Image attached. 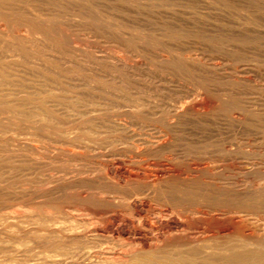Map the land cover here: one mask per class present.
I'll return each instance as SVG.
<instances>
[{
    "label": "rangeland",
    "instance_id": "obj_1",
    "mask_svg": "<svg viewBox=\"0 0 264 264\" xmlns=\"http://www.w3.org/2000/svg\"><path fill=\"white\" fill-rule=\"evenodd\" d=\"M3 1L5 2V4L3 3ZM147 1L149 2L147 3ZM113 4L115 7H113ZM130 5L132 8H130ZM68 7L70 8V10ZM0 8H1L0 9V30L2 31L5 30L4 32H6V34L8 33L9 36L12 34L11 37H8L7 35H4V37H0V41L1 42L3 41L4 43L3 44L0 42V45H1L0 46V67H1L0 73H2V76L0 74V77H2L0 78V81H1L0 82V88H1L0 98L2 96V98L0 99V109H2V111H0V114H4V111H5V114L8 115V116L0 115V117L2 116V119L0 118L1 119L0 126L4 123L3 127L1 126L0 128L1 132H3V133L0 132V137L2 138V140L0 138V143H1L0 145L3 146V147L0 146V151H1L0 154H2V152L6 150L7 152H9V153L6 152L5 154L3 152L4 156H2L3 154L0 155L1 156L0 157V160H1L0 168H2L0 169L1 170L0 179L2 178L0 181V186H1L0 191H2L3 188L5 187L4 191L0 192L1 196H3V197L0 196V207L2 206L0 208V212H1L0 213V222H1L0 225L2 226L3 223H4L3 227L4 226L7 227L8 225H10V227L8 226L7 229L5 227L3 228L0 226V233H1L0 234L1 235L0 236V239H1L0 240V250L1 251L3 250L2 252L0 251V255H1L0 258L4 257V258L15 259V260L25 259L27 261H29V259L30 260L33 259L32 260L33 263L41 262V259L39 258L40 253H38L40 251L39 249L41 248H38L39 247V244L37 243L38 241L33 240L35 238H33L32 233L29 234L30 229L32 230L31 226H35L34 225L35 223L33 222L38 217L37 216L38 212L41 213V215L43 214L42 216H44L46 214L43 212L49 211V213L51 214H54V215L57 214V219L59 222L60 220H62L61 219L62 217L64 218V220H62V223H65V222L69 223L71 220L70 216L73 214L79 213L77 216L76 215H73V216L75 217L85 216L84 218L86 217L89 218V216H91V211L93 209H97V208L101 209L102 207L103 208L109 207L110 204L108 203L109 204L108 205L107 202H102L98 200L96 198L97 197L96 194L90 195V197L84 198L83 196L90 192L89 189L86 190L84 187H80L81 188L80 189L79 187L76 186L78 184L77 180L79 178L83 177L85 179V177L86 178L94 177V176L96 177L98 175L100 177L104 175L105 173L104 171L103 173L102 171H100V169L97 168V166H94L98 164L96 163L97 161L99 160L103 161L104 159L106 160V162H111L112 160H114L112 162H114V166H117V168H120L122 166L120 168L122 169L124 166L130 170L133 169L132 170L133 172L138 171L139 173H142L143 171H145L143 170V168H146L145 164L151 161L157 162L162 165L165 162L172 161L171 163L174 165L175 168L177 167L178 169L180 168L182 170H186V168L188 169L189 164L195 166V164L199 165L204 162H207V163L210 162V164L212 165H216V164L221 165V167L223 168V171L220 174L219 173L217 174L221 176H216L215 174L212 178H209V180L210 179L211 180H210V183H208L207 185L205 184V182H202V179L207 180L208 177H204V178L201 177L200 179H198L200 180V182L196 181L195 184H193L194 186L191 185L192 187L182 186L177 180L176 181L179 184L175 182L174 178H173L174 180L172 178L169 179V182L173 180V182L171 181V183H174V184L170 183V185L167 187L168 192H166L165 195L168 197H174V198L176 197L175 199H178L180 196V198L178 199L179 201L177 202L180 203L181 205L183 204L182 206L184 207H194L197 205L198 206L205 205L213 209L219 210L220 208V210L225 211L227 214V217H225V220L224 219L222 220L224 221V223L226 222L227 227H230L229 226L231 225L230 222H232V226H235L238 224L243 227L245 226L247 230L250 229L251 231L256 232V229L258 226L259 227L264 226V197H263L264 196V17H263L264 16V0H257V2L256 0H139V1L138 0H123V1L122 0H37V1L36 0H29V1L28 0H0ZM27 18H30V19L27 20ZM19 19L22 21H20ZM42 25H44L45 27ZM104 28L105 29L107 28V29L105 30ZM57 30L60 31V33ZM13 31H14V34H13ZM19 31L21 32V35ZM42 32L45 35H43ZM17 33L18 35H15ZM5 36H7L8 38H5ZM25 36H27L26 39H24ZM11 39L12 41L14 40L13 42H15V44L13 42L12 43L10 42ZM29 39L31 40L29 41ZM37 40L38 42H36L37 43L36 44L35 41ZM24 41L26 42L24 43ZM63 41H66L69 44V46H71L72 49L71 50L67 49ZM2 44L4 45L3 47H2ZM5 44L7 45V47L5 46ZM17 44L19 48H17L18 47ZM20 45H21V48H24L25 50L20 49ZM42 46L44 48H42ZM4 47H6L7 49H5ZM12 48L14 49V52ZM8 49L10 50L7 52ZM19 50H20L21 55H19L20 53H18ZM67 50L71 53H68ZM4 52L6 54H4ZM38 52H39L38 56H35L37 55L36 53ZM116 56L117 58L120 57L122 62H118L116 60L117 59ZM105 57L107 59H105ZM162 60H165V61H162ZM88 63H89V66L86 65ZM115 63L119 65H116ZM122 64H125V65L122 66ZM129 64L132 66V68H130L131 66ZM2 65H4V67H2ZM94 65H97V66H94ZM5 67H7V69L4 71H1L3 70V68L5 69ZM6 73L7 74L10 73L9 74L10 76L7 75ZM129 73L132 75H130ZM5 76L7 80L3 78ZM5 82L7 84H5ZM1 84L3 86H1ZM42 89L45 91H43ZM4 91L6 93H4ZM10 92L11 93L13 92V94L14 93L15 94L11 95ZM4 95L5 96L7 95L6 96L7 98L4 97ZM8 97L10 98L12 97V98L10 99ZM48 97H50V99ZM33 98H36V99L34 100ZM25 99L31 102V104L27 103L28 101H26ZM8 100L14 101V102L12 101L8 102L9 105H11L12 107L8 105L7 103ZM16 100H20V101L25 100V103L24 101L20 102ZM144 100L146 102H143ZM11 102L14 105L11 104ZM18 102L22 104L18 105L17 104ZM186 102L189 104H187ZM181 104L183 105L187 104V105L193 106L191 110L186 111V112L184 111L185 113L184 112L182 113L183 117L181 116V114H179L180 116L176 115L177 111L180 112L181 110V107H180L182 106ZM20 105H22L23 107ZM47 105L48 106L50 105V107H48ZM19 106L20 108H18ZM64 106L66 107V109ZM24 107L25 109H23ZM27 108L28 109L30 108L32 111H28V113L25 115L29 114L32 116V118L30 117L29 119H27V116H26L25 121L27 122L28 120L29 123L31 122L30 123L31 125L28 122L26 123L24 120L22 121V119H24L22 117L25 116L23 112L26 113L28 110ZM18 109L19 111L21 110L20 112H22V114L17 111ZM41 109L45 111L43 112L41 111ZM9 110L12 111V113L9 112ZM15 110L16 112L20 114L15 113ZM34 111L35 113H33ZM31 112L33 115L30 114ZM37 112L41 114H38ZM45 112L48 114L45 117L46 120L44 119L43 116H40L39 118V115H45ZM14 113L15 115L16 114L18 115L15 116ZM36 114H38V116ZM68 115L70 116L72 115V116L70 117ZM174 115H176V117ZM56 116L58 118H56ZM104 116H106V118ZM108 116L110 119L107 118ZM9 117H12V119H9ZM51 117L52 118L54 117L55 119L54 118L53 119L55 121L57 119V121L56 122L53 121ZM42 118L44 119L46 124L45 122L43 123ZM49 118L52 121L49 120ZM3 119L5 120L3 121ZM104 119H107V120H104ZM111 119H113V121L119 120L118 122L122 120L120 123L121 124L124 123V125H126V129L128 128L130 130L131 128L130 131H128L127 129V131L130 132L128 133L129 135L124 133L123 130L120 131V128L119 129L115 128L111 122L112 121ZM10 120L16 121L17 123L13 121H11L13 122L12 124L5 123ZM33 120L34 121L37 120V122H35L36 124L34 123ZM58 121H61V122L58 123ZM126 123H128L130 126ZM44 125H46V127ZM9 126L12 128L11 130ZM41 126H42V129H41ZM43 127L45 128V130H43L44 129ZM171 127L172 129L175 130L174 132L175 135L173 134V136L169 138V139L174 138L173 140L171 139L173 143L170 144L171 146L169 145L170 148H166L167 150L166 149L165 151L162 150L164 153L160 151L158 152L159 154L157 155L153 154L154 156H152V154L142 155L143 158H138V160L143 159L142 162L140 160L139 163L134 162V161L132 163V161L128 159L132 157L131 156L132 153H129L130 155L129 156L127 152V156L124 155L125 156L124 158H122L123 157L122 154H120L121 156L118 154V153H121L120 149L127 148V145H128L127 142H129L127 140L128 136L131 137V135L134 136L136 134V136L138 135L139 137H142L146 135L147 133L148 135L150 134L154 136L156 135V133L158 134V131L166 130L167 128H171ZM60 128L61 130H59ZM63 128H65V130L67 131L63 130ZM5 129L8 131H6ZM47 129L49 130L46 131ZM51 129H54V130L52 131ZM16 130H17V133H16ZM72 130H74V132ZM118 130L120 132H118ZM43 131H45L46 133ZM49 131L51 132L52 135L49 134L50 133ZM61 131H63L62 132L63 134L61 133ZM47 132L49 134L48 137L46 136L48 135ZM52 132H54L55 135ZM67 132H69L68 135L65 134ZM122 132H123V137H121ZM4 133H6L7 135ZM38 133H40L41 137L38 135ZM113 134H115V136H113ZM116 134L119 135V138L117 137L118 135ZM11 135L13 137L10 138L9 136ZM72 135L75 137H73ZM2 136H4V138ZM7 136H8V139H7ZM80 136H83V138H80ZM114 137L117 140L111 139ZM123 138L126 139L127 142ZM131 138H128V139L131 141L138 139V137H136V139L135 137L133 139ZM3 139L8 140V144H6L7 141ZM10 139L12 141L14 140L13 144ZM69 139L73 141H77L75 145L76 147L74 146V144L69 145V142H68ZM121 139L124 143L126 142L127 144L122 143V141H120ZM113 140L114 142H112ZM1 141H3V143L5 142L4 143L5 145ZM115 141H118V142H115ZM20 142L21 144L17 146V144ZM66 142H68V145L71 148H73L76 151L82 152V155L84 154L82 156L84 159H81L84 161V163L80 159L77 160V162L73 161L71 162V164H68V165H61L60 163H55V165H52L51 167H49V170H48V167L38 168L35 165L30 166L32 165V163L29 160L22 159L24 156L23 150L24 152L28 150L27 152L29 153L30 152L29 149L33 148L32 146L36 145V146L45 148L46 147L45 145L48 144L47 148H51L53 147V144H54L55 146L62 145L63 147L64 146L63 144H65ZM32 143H34V145ZM79 143L81 145L83 143L82 145L83 147L80 146ZM89 143H92V144H89ZM113 143H115V145ZM117 143L119 144V146L117 145ZM24 144L25 146H23ZM26 144H29L31 147L26 146ZM6 145L8 146L10 145V146L7 148ZM21 145L24 148L21 147ZM68 145L66 143L65 147H68ZM78 145H79V149H78ZM1 147L4 150H2ZM17 147L20 150V152H18L16 155ZM104 147H107V148H104ZM26 148H29V149H26ZM90 148L91 149L94 148V150H91ZM13 150L15 153L12 152L10 154V151H13ZM108 150L109 152H106ZM110 151L112 152L110 153ZM168 152H170L171 154ZM13 154L16 155L17 157L12 156ZM86 155H89V157ZM116 155H117V158H116ZM147 155H150V156L148 157ZM5 157H10L12 160H10V158L4 159ZM14 157H16L15 160L17 159L18 162L17 160L16 161L13 160ZM120 157L121 159L127 160V161H125V163L120 164L118 166L116 165V163H117V160L119 161ZM20 158L22 160H20ZM166 158H171L172 160L167 161ZM144 159L146 160L144 161ZM7 160H10V162ZM3 161H5L4 162L5 164L1 163ZM21 161H27V162L24 163ZM28 161L30 164L28 163ZM85 161L86 162L88 161V162L86 163ZM19 162H21V164ZM7 163L10 165H8ZM80 163L83 164L84 166L81 165ZM129 163L132 164V166L131 165L128 166ZM3 164L5 167L8 166V169L9 171H11V173H8L7 167L6 169L4 168V166L2 167ZM24 164L26 167L23 166ZM19 165H22V166H19ZM69 165L71 167H69ZM17 166H19L21 169H19V167L17 168ZM11 167L13 169H11ZM33 167L34 169H38V171L34 170ZM54 167L55 168L57 167L56 169H58V171L54 170L55 169ZM93 167H94V170H92ZM31 168L33 171L31 170ZM136 168H140V169L136 170ZM81 169L84 170V172L79 173L78 170H81ZM50 170H52V172H49ZM86 170L90 172H87ZM98 170L101 173H99ZM2 171H4L5 173ZM34 171H37V172H34ZM92 171L95 173L91 174L93 173ZM64 173L68 174V176H65ZM127 173L128 172H124V175H127ZM44 174H46L48 179L46 178ZM86 174L88 176H86ZM89 175H92V176H89ZM21 176L23 179L21 178ZM49 176H51L50 178H53V180H56V181L59 179L57 181L58 183L56 181L55 183L52 180L53 184L51 185L54 186L55 188L51 186L52 188L51 189L50 187L47 186V184L43 183L45 179L46 181L51 180ZM63 176L65 178H63ZM99 177L98 178L96 177V178L100 179ZM40 178L41 180L43 179L42 183H40L41 181ZM73 179L74 181H72ZM212 179L216 181L214 182ZM18 181L20 182V184H18L19 183ZM61 181H64L65 183L64 182L61 183ZM68 182L70 183L75 182L76 187H74L73 184H70ZM216 183H217V186H216ZM6 184H8V186ZM208 185L210 186L213 185V186L210 187ZM11 186H12V189L14 188L13 190L11 189ZM198 186H200V188ZM6 187L10 188L11 192L7 191ZM20 188L23 191H21ZM33 188L35 189L34 191H33ZM36 189H39V191L37 192ZM55 189H58V190H56L55 192ZM14 190H15V194L13 193ZM18 190H19L20 195H17L19 194L17 192ZM45 190L47 191L50 190L51 192L48 191L49 194L44 195V193H47V191ZM5 191L7 192L5 193ZM57 191L60 192L59 193L60 196L58 195ZM222 191H225V192H223L222 194ZM23 192H24V195H23ZM41 192H43L42 193L43 195L41 194ZM53 192L56 194H54ZM8 193H11L13 196ZM28 194L30 195V197ZM34 194H36L37 196ZM6 195H10L12 196V198ZM14 195L16 196L14 197ZM110 196L112 197V195ZM113 197H115L117 200L122 199L120 196L116 197V195L115 196L113 195ZM181 197L183 201H181ZM3 198H5V200ZM13 198H16V199H13ZM22 198H24V200ZM187 198L189 199L187 200ZM2 199L5 202L8 199L7 203L12 202V207H9L11 206V203L9 205L8 204L5 205L4 202L1 203ZM77 199L80 201H78ZM30 200L31 201L34 200L35 203L32 201L33 203L32 204ZM42 200H45V203ZM46 200L47 201L50 200V202L54 200V202L49 203L51 207L50 205L46 206V203H48ZM74 200L76 202H74ZM186 200L188 203L186 202ZM190 200H193V201H190ZM57 202H60V203H57ZM119 202H120V205L116 207L117 211L121 215L127 217L128 211L123 209L124 206H122L124 205L125 200L124 199L122 201L118 200V203ZM210 203L213 205L211 206ZM44 204L47 209L45 208ZM52 204H55V205L57 204V206L55 207ZM165 204L166 203L164 202L163 199L161 200L159 198L158 200L152 199V202H150V205H148V207L146 208L148 209L152 208L151 209L152 211V210L157 209V207L158 208L164 207ZM189 204L190 205L192 204L193 206L192 205L190 206ZM27 205H30V206H27ZM86 207L87 208L89 207L91 211L89 210V208L88 210H86L87 209ZM48 208H50V210ZM121 208L122 210L120 211ZM34 209H38V210L36 211ZM6 212L7 213L9 212V213L7 214ZM32 213L36 215L32 216L34 215ZM59 213L62 215H60ZM21 215L23 216L25 220L24 224L19 223V221L14 220L15 216L16 218L19 217L20 219H23ZM25 217L27 219H25ZM65 218H67L68 222L65 220ZM226 218H227V221H226ZM30 219H32L31 220L32 224H31ZM13 220L18 224V226L15 225L16 224L15 222L13 223ZM36 220L38 221V219ZM218 220L219 219L215 218L214 223H213V219L211 222L213 224L222 222L221 220L219 221ZM233 220L237 224H235ZM238 220H239V223H238ZM9 221L10 222L12 221L11 222L12 227ZM27 222L28 224L29 223L30 224L29 225L26 224ZM7 223L8 225H6ZM23 225L24 227H22ZM26 225L28 227L30 225L31 226L28 228ZM19 228L21 229V232L23 233L20 232ZM16 229H18L19 231H17ZM26 232L28 233L26 234ZM20 236L21 238H24L26 236L29 243H26L24 241L23 243H21L20 240H18ZM101 237L99 238L106 239V238H103V236ZM235 237L231 236V238H233L231 241H235V239H237ZM11 238L12 239L15 238V239L12 240ZM117 238H115V241H113L114 239L110 240L109 238L108 240L106 239L107 241L98 240L101 243L98 241L97 242L99 245L101 244L100 245L101 247L99 246L101 250L103 251L105 250L106 252L111 247L119 248L122 244L129 241L128 238H123V237H117ZM227 238H228L227 240L230 241L231 238L229 236H227ZM10 241L11 243H9ZM36 245H38V247H36ZM12 246L14 247L16 246L15 249L19 247L20 248L19 251L12 248ZM22 249L26 251V253L22 251ZM262 249L264 250V247ZM263 250H260V254L262 255H260L261 257H259V255L257 256V258L255 259L256 262H254L255 264H264V260H263L264 251ZM12 251L14 252L16 251L15 252L16 255ZM31 251L32 252L36 251V252L32 253ZM226 251L224 252L225 254L224 253L222 254L223 257L225 256L223 260L221 258V262H224V264L231 262V261H228L229 256L233 255L230 259L237 258L234 251H230V250H226ZM228 252H230L231 254H229ZM10 253H12L15 258L13 257V255L9 257L11 255ZM17 253H20V254L18 255ZM29 253H31V255L33 256L29 255ZM226 253L227 255H229L228 257ZM243 253H244L243 255L245 256L246 255L249 256L250 254L251 256H249V258L253 256L249 252L248 253L243 252ZM26 254L27 256L29 255V257L30 256L31 257L30 258L28 257L29 259L25 258L27 257ZM240 254L242 253L240 252ZM23 255H25L24 258H23ZM225 258L226 259L228 258V260H226ZM258 258H260L261 261ZM36 259H38V262ZM32 261L31 262L29 261V262L32 263ZM46 264H50V263H48L47 261ZM233 264H236V261H234Z\"/></svg>",
    "mask_w": 264,
    "mask_h": 264
},
{
    "label": "bare ground",
    "instance_id": "obj_2",
    "mask_svg": "<svg viewBox=\"0 0 264 264\" xmlns=\"http://www.w3.org/2000/svg\"><path fill=\"white\" fill-rule=\"evenodd\" d=\"M29 1V0H28ZM37 1V0H36ZM123 1V0H122ZM139 1V0H138ZM22 2V1H21ZM55 2V1H54ZM59 2V1H58ZM57 2V3H58ZM121 2V1H120ZM133 2V1H132ZM149 1H147V3H148ZM204 2V1H203ZM256 2H257V0H256ZM3 3L5 4V2L3 1ZM23 3V2H22ZM28 3V2H27ZM43 3V2H42ZM100 3V2H99ZM118 3V2H117ZM117 3H116V5H117ZM125 3V2H124ZM155 3V2H154ZM153 3V4H154ZM247 3V2H246ZM7 4V3H6ZM56 4V3H55ZM59 4V3H58ZM68 4V3H67ZM72 4V3H71ZM85 4H86V2H85ZM142 4V3H141ZM161 4V3H160ZM165 4V3H164ZM17 5V4H16ZM28 5V4H27ZM78 5V4H77ZM80 5V4H79ZM89 5V4H88ZM93 5V4H92ZM135 5V4H134ZM144 5V4H143ZM29 6V5H28ZM27 6V7H28ZM47 6V5H46ZM68 6V5H67ZM73 6V5H72ZM101 6H103V5H101ZM120 6V5H119ZM141 6V5H140ZM139 6V7H140ZM148 6V5H147ZM189 6V5H188ZM238 6V5H237ZM12 7V6H11ZM20 7V6H19ZM23 7V6H22ZM21 7V8H22ZM51 7V6H50ZM113 7H115L114 6V4H113ZM123 7V6H122ZM136 7V6H135ZM151 7V6H150ZM153 7V6H152ZM53 8V7H52ZM54 8H56V7H54ZM69 8V7H68ZM68 8H67V10H68ZM120 8V7H119ZM130 8H132L131 7V5H130ZM148 8V7H147ZM154 8V7H153ZM157 8V7H156ZM201 8V7H200ZM1 9V8H0ZM7 9V8H6ZM16 9V8H15ZM57 9H58V7H57ZM123 9V8H122ZM146 9V8H145ZM241 9V8H240ZM12 10H13V8H12ZM12 10H10V11H12ZM69 10H70V8H69ZM88 10V9H87ZM117 10V9H116ZM131 10V9H130ZM135 10V9H134ZM134 10H132V11H134ZM139 10V9H138ZM181 10V9H180ZM227 10V9H226ZM229 10V9H228ZM26 11V10H25ZM41 11V10H40ZM73 11V10H72ZM81 11V10H80ZM98 11V10H97ZM104 11V10H103ZM183 11V10H182ZM179 12V11H178ZM24 13V12H23ZM27 13V12H26ZM176 13V12H175ZM241 13V12H240ZM35 14V13H34ZM82 14V13H81ZM96 14V13H95ZM141 14V13H140ZM12 15H14V14H12ZM20 15V14H19ZM44 16V15H43ZM54 16V15H53ZM63 16V15H62ZM113 16V15H112ZM15 17V16H14ZM20 17V16H19ZM30 17H31V15H30ZM36 17V16H35ZM70 17V16H69ZM175 17V16H174ZM190 17V16H189ZM264 17V16H263ZM22 18V17H21ZM105 18V17H104ZM219 18V17H218ZM13 19H15V18H13ZM30 18H27V20H29ZM36 19V18H35ZM34 19V20H35ZM106 19V18H105ZM128 19H129V17H128ZM136 19V18H135ZM5 20V19H4ZM20 20V19H19ZM40 20V19H39ZM7 21V20H6ZM20 21H22V20H20ZM67 21V20H66ZM107 21V20H106ZM217 21V20H216ZM42 22H44V21H42ZM47 22V21H46ZM60 22V21H59ZM8 23V22H7ZM26 23V22H25ZM33 23V22H32ZM71 23V22H70ZM107 23V22H106ZM162 23V22H161ZM207 23V22H206ZM53 24V23H52ZM76 24V23H75ZM108 24V23H107ZM117 24V23H116ZM6 25H8V24H6ZM79 25V24H78ZM129 25V24H128ZM42 26H44V25H42ZM69 26V25H68ZM110 26V25H109ZM8 27V26H7ZM12 27V26H11ZM10 27V28H11ZM45 27V26H44ZM83 27V26H82ZM9 28V27H8ZM47 28V27H46ZM2 29V28H1ZM4 29V28H3ZM12 29V28H11ZM19 29V28H18ZM48 29V28H47ZM99 29V28H98ZM105 29V28H104ZM107 29V28H106ZM105 29V30H106ZM232 29V28H231ZM25 30V29H24ZM55 30V29H54ZM58 30H60V29H58ZM57 30V31H58ZM86 30V29H85ZM117 30V29H116ZM238 30H239V28H238ZM5 31V30H4ZM4 31H2V30H0V37H4V35H7L8 37H11V35L9 36V34L7 33L6 34V32H4ZM6 31H8V30H6ZM16 31V30H15ZM50 31V30H49ZM112 31V30H111ZM244 31V30H243ZM20 32V31H19ZM31 32V31H30ZM59 33H60V31H58ZM29 33V32H28ZM37 33V32H36ZM43 33V32H42ZM51 33V32H50ZM58 33V34H59ZM13 34H14V31H13ZM114 34V33H113ZM15 35H18V33L17 34H15ZM15 35H14V37H15ZM20 35H21V32H20ZM19 35V36H20ZM23 35V34H22ZM43 35H45L44 33H43ZM255 35V34H254ZM7 36H5V38H8ZM26 37L27 36H25V38L24 39H26ZM31 37V36H30ZM38 37V36H37ZM40 37V36H39ZM61 37H63V36H61ZM70 37V36H69ZM253 37V36H252ZM255 37V36H254ZM21 38H23V37H21ZM36 38V37H35ZM71 39V38H70ZM133 39V38H132ZM136 39V38H135ZM149 39V38H148ZM172 39V38H171ZM31 39H29V41H30ZM33 40V39H32ZM58 40V39H57ZM146 40V39H145ZM153 40V39H152ZM14 41V40H13ZM12 41V39L10 40V42L12 43L13 42ZM29 41H28V43H29ZM42 41V40H41ZM1 42V41H0ZM26 41H24V43H25ZM36 42H38V40L37 41H35V43ZM52 42V41H51ZM64 42V45H66V47H67V49H69V50H71L72 48H71V46H69V44L66 42V41H63ZM71 42V41H70ZM165 42V41H164ZM213 42V41H212ZM1 43H3V41L1 42ZM14 44H15V42H13ZM19 43V42H18ZM35 43H34V45H35ZM204 43V42H203ZM4 44V43H3ZM2 44V47L4 46ZM31 44H32V42H31ZM37 44V43H36ZM39 44V43H38ZM40 45V44H39ZM49 45V44H48ZM154 45V44H153ZM1 46V45H0ZM5 46L7 47V45L5 44ZM17 46H18V44H17ZM151 46V45H150ZM1 47V48H2ZM6 47H4L5 49H7ZM16 47V46H15ZM79 47V46H78ZM252 47V46H251ZM10 48V47H9ZM17 48H19V46L17 47ZM26 48V47H25ZM42 48H44L43 46H42ZM144 48V47H143ZM20 49H24V48H21V45H20ZM38 49V48H37ZM46 49V48H45ZM62 49V48H61ZM2 50H4V49H2ZM10 49H8L7 50V52L9 51ZM12 50H13V52H14V49L12 48ZM18 50V49H17ZM25 50V49H24ZM31 50V49H30ZM29 50V51H30ZM41 50V49H40ZM44 50V49H43ZM58 50H59V48H58ZM68 51V50H67ZM66 51V52H67ZM75 51V50H74ZM36 52V51H35ZM53 52V51H52ZM193 52V51H192ZM15 53H17V52H15ZM18 53H20V50H19V52ZM34 53V52H33ZM68 53H71V52H69L68 51ZM144 53V52H143ZM148 53V52H147ZM245 53V52H244ZM4 54H6L5 52H4ZM28 54V53H27ZM37 55H35V56H38V54H39V52L38 53H36ZM60 54V53H59ZM18 55V54H17ZM16 55V56H17ZM19 55H21V53L19 54ZM58 55V54H57ZM110 55V54H109ZM155 55V54H154ZM1 56H3V55H1ZM5 56V55H4ZM30 56H32V55H30ZM121 56V55H120ZM6 57V56H5ZM13 57V56H12ZM48 57V56H47ZM52 57V56H51ZM86 57V56H85ZM143 57V56H142ZM151 57V56H150ZM161 57V56H160ZM22 58V57H21ZM32 58H34V57H32ZM59 58V57H58ZM70 58V57H69ZM99 58V57H98ZM115 58V57H114ZM116 58H117V56H116ZM115 58V59H116ZM175 58V57H174ZM233 58V57H232ZM9 59V58H8ZM23 59V58H22ZM51 59V58H50ZM105 59H107L106 57H105ZM115 59H114V61H115ZM157 59V58H156ZM169 59V58H168ZM173 59V58H172ZM5 60V59H4ZM7 60V59H6ZM35 60V59H34ZM92 60V59H91ZM118 62H122L121 61V58L119 57V58H117L116 59ZM166 60V59H165ZM165 60H162V61H165ZM13 61V60H12ZM104 61V60H103ZM113 61V62H114ZM117 61H116V63H117ZM123 61H125V60H123ZM139 61V60H138ZM178 61V60H177ZM108 62V61H107ZM110 62V61H109ZM142 62V61H141ZM85 63H87V62H85ZM90 63V62H89ZM89 63L88 64H86V65H88L89 66ZM115 63V64H116ZM123 63H125V62H123ZM181 63V62H180ZM60 64V63H59ZM127 64V63H126ZM156 64V63H155ZM179 64V63H178ZM190 64V63H189ZM11 65V64H10ZM75 65V64H74ZM116 65H119V64H116ZM116 65H114V66H116ZM121 65V64H120ZM123 65H125V64H122V66ZM130 65V64H129ZM211 65H213V64H211ZM6 66V65H5ZM94 66H97V65H94ZM128 66V65H127ZM131 66V65H130ZM134 66V65H133ZM168 66V65H167ZM182 66V65H181ZM2 67H4V65H2ZM43 67V66H42ZM126 67V66H125ZM137 67V66H136ZM140 67H142V66H140ZM1 68V67H0ZM91 68V67H90ZM94 68V67H93ZM130 68H132V66L130 67ZM206 68V67H205ZM7 69V67H5V69L3 68V70H1V71H4V70H6ZM12 69V68H11ZM26 69V68H25ZM183 69V68H182ZM190 69V68H189ZM17 70V69H16ZM181 70V69H180ZM197 70V69H196ZM14 71V70H13ZM23 71V70H22ZM49 71V70H48ZM104 71V70H103ZM164 71V70H163ZM184 71H185V69H184ZM199 71V70H198ZM208 71V70H207ZM230 71V70H229ZM247 71V70H246ZM20 72V71H19ZM25 72V71H24ZM35 72V71H34ZM69 72V71H68ZM139 72V71H138ZM137 72V73H138ZM141 72V71H140ZM180 72V71H179ZM4 73V72H3ZM7 73H8V71H7ZM6 73V74H7ZM37 73V72H36ZM182 73V72H181ZM237 73V72H236ZM1 74V76H2V73H0ZM10 74V73H9ZM9 74H7V75H9ZM28 74V73H27ZM51 74V73H50ZM130 74V73H129ZM176 74V73H175ZM195 74V73H194ZM4 75V74H3ZM13 75V74H12ZM56 75V74H55ZM62 75V74H61ZM99 75V74H98ZM130 75H132V74H130ZM151 75V74H150ZM157 75V74H156ZM10 76V75H9ZM8 76V77H9ZM75 76V75H74ZM101 76V75H100ZM142 76V75H141ZM162 76V75H161ZM168 76V75H167ZM214 76V75H213ZM223 76V75H222ZM148 77V76H147ZM212 77V76H211ZM221 77V76H220ZM224 77V76H223ZM0 78H2V77H0ZM3 78H5V80H7L6 79V76L5 77H3ZM22 78H23V76H22ZM44 78V77H43ZM102 78V77H101ZM137 78V77H136ZM145 79V78H144ZM184 79V78H183ZM205 79V78H204ZM239 79V78H238ZM15 80V79H14ZM47 80V79H46ZM56 80V79H55ZM70 80V79H69ZM123 80V79H122ZM150 80V79H149ZM221 80V79H220ZM3 81V80H2ZM35 81V80H34ZM53 81V80H52ZM74 81V80H73ZM109 81H111V80H109ZM167 81V80H166ZM192 81V80H191ZM212 81V80H211ZM222 81V80H221ZM1 82V81H0ZM4 82V81H3ZM7 82V81H6ZM5 82V84H7ZM8 82H9V80H8ZM15 82V81H14ZM42 82V81H41ZM48 82H49V80H48ZM57 82V81H56ZM105 82V81H104ZM141 82V81H140ZM244 82V81H243ZM206 83V82H205ZM3 84V83H2ZM1 84V86H3ZM11 84V83H10ZM24 84V83H23ZM57 84V83H56ZM63 84V83H62ZM91 84V83H90ZM140 84V83H139ZM143 84V83H142ZM21 85V84H20ZM88 85V84H87ZM110 85V84H109ZM125 85V84H124ZM128 85V84H127ZM179 85V84H178ZM19 86V85H18ZM32 86H33V84H32ZM40 86H41V84H40ZM56 86V85H55ZM54 86V87H55ZM197 86V85H196ZM47 87V86H46ZM77 87V86H76ZM4 88V87H3ZM2 88V89H3ZM32 88V87H31ZM53 88V87H52ZM102 88V87H101ZM24 89V88H23ZM27 89V88H26ZM51 89V88H50ZM104 89V88H103ZM116 89V88H115ZM126 89V88H125ZM43 90V89H42ZM47 90V89H46ZM62 90V89H61ZM102 90V89H101ZM213 90V89H212ZM231 90V89H230ZM0 91H1V88H0ZM3 91V90H2ZM34 91V90H33ZM43 91H45V90H43ZM113 91H115V90H113ZM9 92V91H8ZM16 92V91H15ZM25 92V91H24ZM41 92V91H40ZM46 92H48V91H46ZM118 92V91H117ZM1 93V92H0ZM4 93H6L5 91H4ZM18 93V92H17ZM20 93V92H19ZM22 93H23V91H22ZM43 93V92H42ZM41 93V94H42ZM108 93V92H107ZM116 93V92H115ZM169 93H170V91H169ZM175 93V92H174ZM10 94L11 95H14L13 94V92L11 93L10 92ZM38 94V93H37ZM40 94V93H39ZM85 94V93H84ZM83 94V95H84ZM139 94V93H138ZM184 94V93H183ZM8 95V94H7ZM6 95V96H7ZM24 95V94H23ZM94 95V94H93ZM5 95H4V97H6ZM9 96V95H8ZM16 96V95H15ZM14 96V97H15ZM44 96V95H43ZM46 96V95H45ZM172 96V95H171ZM186 96V95H185ZM13 97V96H12ZM11 97V98H12ZM54 97V96H53ZM207 97V96H206ZM1 98H2V96H1ZM0 98V99H1ZM7 98V97H6ZM8 98H10V97H8ZM10 98V99H11ZM19 98H21V97H19ZM18 98V99H19ZM32 98V97H31ZM39 98H41V97H39ZM46 98V97H45ZM49 99H50V97H48ZM61 98V97H60ZM70 98V97H69ZM97 98V97H96ZM102 98V97H101ZM119 98V97H118ZM123 98V97H122ZM126 98V97H125ZM34 100L36 99V98H33ZM2 100H4V99H2ZM5 100H7V99H5ZM26 100V99H25ZM25 100H23L24 101V103H25ZM107 100V99H106ZM126 100V99H125ZM142 100V99H141ZM154 100V99H153ZM177 100V99H176ZM187 100V99H186ZM226 100V99H225ZM10 101H12V100H10ZM9 100L7 101V103L8 102H10ZM16 101H20V100H16ZM15 101V102H16ZM23 101H20V102H23ZM26 101H28V100H26ZM46 101V100H45ZM48 101V100H47ZM127 101V100H126ZM216 101V100H215ZM6 102V101H5ZM12 102H14V101H12ZM11 102V104H13ZM20 102H18L17 104L19 105V104H22V103H20ZM40 102V101H39ZM49 102V101H48ZM47 102V103H48ZM51 102H52V100H51ZM59 102V101H58ZM130 102V101H129ZM143 102H146L145 100L143 101ZM143 102H142V104H143ZM185 102V101H184ZM3 103H4V101H3ZM3 103H1V104H3ZM6 103V104H7ZM23 103V104H24ZM27 103H30L31 104V102H27ZM37 103H38V101H37ZM101 103V102H100ZM134 103V102H133ZM187 103V102H186ZM16 104V103H15ZM32 104H33V102H32ZM52 104V103H51ZM83 104V103H82ZM104 104V103H103ZM108 104V103H107ZM187 104H189V103H187ZM183 105V104H181L182 106H180L181 107V110H180V112H178L177 111V116H180L179 114H181V116H182V113L185 111H189V110H191L192 109V107L193 106H191L192 105V103H191V105ZM194 104V103H193ZM217 104V103H216ZM5 105V104H4ZM8 105H9V103H8ZM14 105V104H13ZM29 105V104H28ZM37 105V104H36ZM65 105V104H64ZM86 105V104H85ZM131 105V104H130ZM9 106H11V105H9ZM20 106H22V105H20ZM20 106L18 107V108H20ZM25 106V105H24ZM48 106V105H47ZM61 106V105H60ZM66 106V105H65ZM64 106V107H65ZM71 106V105H70ZM96 106V105H95ZM110 106V105H109ZM136 106V105H135ZM138 106V105H137ZM141 106V105H140ZM171 106V105H170ZM2 107H4V106H2ZM12 107V106H11ZM15 107V106H14ZM23 107V106H22ZM21 107V108H22ZM32 107H34V106H32ZM48 107H50V105L48 106ZM84 107V106H83ZM157 107H158V105H157ZM195 107V106H194ZM9 108V107H8ZM7 108V109H8ZM116 108V107H115ZM122 108V107H121ZM140 108V107H139ZM167 108V107H166ZM178 108V107H177ZM176 108V109H177ZM211 108V107H210ZM5 109V108H4ZM3 109V110H4ZM10 109V108H9ZM11 109H13V108H11ZM23 109H25V107L23 108ZM28 109V108H27ZM26 109V110H27ZM30 109V108H29ZM27 110V112L26 113H24L23 112V114L25 115V114H27L28 113V111H32L31 109L30 110ZM37 109V108H36ZM40 109V108H39ZM38 109V110H39ZM45 109H47V108H45ZM54 109V108H53ZM52 109V110H53ZM65 109H66V107H65ZM90 109V108H89ZM93 109V108H92ZM127 109V108H126ZM6 110V109H5ZM25 110V111H26ZM72 110H73V108H72ZM71 110V111H72ZM98 110V109H97ZM135 110V109H134ZM175 110V109H174ZM212 110V109H211ZM0 111H2V109H0ZM18 112H20L19 111V109L17 110ZM23 111V110H22ZM41 111H43L42 109H41ZM45 111V110H44ZM43 111V112H44ZM49 111V110H48ZM63 111V110H62ZM76 111V110H75ZM100 111V110H99ZM9 112H11L12 113V111H10L9 110ZM18 112H16V110H15V113H18ZM39 112V111H38ZM37 112V113H38ZM50 112V111H49ZM65 112V111H64ZM90 112V111H89ZM142 112V111H141ZM174 112H176V111H174ZM184 112V113H185ZM7 113H8V111H7ZM15 113H14V115H15ZM21 114H22V112H20ZM20 113H18V114H20ZM33 113H35V111L33 112ZM75 113V112H74ZM96 113V112H95ZM211 113V112H210ZM18 114H16V115H18ZM30 114H32V112L30 113ZM38 114H41V113H38ZM38 114H36L37 116H38ZM50 114V113H49ZM69 114V113H68ZM88 114V113H87ZM90 114V113H89ZM164 114V113H163ZM214 114V113H213ZM238 114V113H237ZM0 115H6V116H8L7 114H5V111H4V114H0ZM15 115V116H16ZM23 115V116H24ZM33 115V114H32ZM35 115V116H36ZM46 115H48L46 112H45V115H39V118H40V116H43L44 117V119H45V117H46ZM52 115V114H51ZM74 115H76V114H74ZM81 115V114H80ZM98 115V114H97ZM114 115V114H113ZM136 115V114H135ZM153 115H155V114H153ZM176 115H174L175 117H176ZM202 115H204V114H202ZM11 116V115H10ZM27 116V119H29L30 117L32 118V116L31 115H25L24 117H22V118H24V119H22V121L24 120L25 121V117ZM29 116V117H28ZM53 116V115H52ZM68 116H70V115H68ZM72 116V115H71ZM70 116V117H71ZM87 116V115H86ZM111 116V115H110ZM199 116V115H198ZM208 116V115H207ZM234 116V115H233ZM250 116V115H249ZM4 117V116H3ZM105 118H106V116H104ZM173 117V116H172ZM183 117V116H182ZM238 117V116H237ZM1 119H2V116L0 117ZM15 118V117H14ZM19 118V117H18ZM21 118V117H20ZM35 118V117H34ZM38 118V119H39ZM48 118V117H47ZM52 118V117H51ZM54 118V117H53ZM52 118V120L53 121H55L54 119ZM56 118H58L57 116H56ZM107 118H109V116L107 117ZM112 118V117H111ZM116 118V117H115ZM139 118H141V117H139ZM169 118V117H168ZM210 118H212V117H210ZM231 118V117H230ZM0 119V120H1ZM9 119H12V117H9ZM37 119V120H38ZM43 119V118H42ZM44 119H43V123L45 122L44 121ZM73 119H75V118H73ZM72 119V120H73ZM102 119H103V117H102ZM110 119V118H109ZM182 119V118H181ZM208 119H209V117H208ZM5 119H3V121H4ZM37 120H33L34 121V123L35 122H37ZM46 120V119H45ZM49 120H51L50 118H49ZM51 120V121H52ZM71 120V119H70ZM104 120H107V119H104ZM112 121V124H113V126L115 127V128H120V131H122L123 130V132L124 133H126V134H128V133H130V132H128V131H130L131 130V128H130V130L128 129V131H127V129H126V125H124V123L123 124H121L120 122L122 121H120V122H118L117 120H115V121H113V119H111ZM126 120V119H125ZM136 120V119H135ZM177 120V119H176ZM207 120V119H206ZM213 120V119H212ZM11 121H13V120H10V121H7V122H5V123H7V124H12L13 122H15V123H17L16 121H13V122H11ZM18 121H20V120H18ZM56 121H57V119H56ZM55 121V122H56ZM74 121V120H73ZM72 121V122H73ZM76 121V120H75ZM83 121V120H82ZM98 121V120H97ZM143 121H145V120H143ZM211 121V120H210ZM26 122V121H25ZM27 122H28V120H27ZM26 122V123H27ZM59 122H61V121H58V123ZM100 122H101V120H100ZM108 122H110V121H108ZM135 122V121H134ZM204 122V121H203ZM0 123H1V121H0ZM14 123V124H15ZM29 123V122H28ZM31 123V122H30ZM29 123V124H30ZM33 123V124H34ZM42 123V124H43ZM64 123V122H63ZM78 123V122H77ZM170 123V122H169ZM207 123V122H206ZM4 124V123H3ZM3 124L1 125L2 127H3ZM36 124V123H35ZM38 124V123H37ZM45 124H46V122H45ZM65 124V123H64ZM73 124V123H72ZM91 124V123H90ZM126 124H128V123H126ZM178 124V123H177ZM18 125V124H17ZM31 125V124H30ZM29 125V126H30ZM57 125V124H56ZM76 125V124H75ZM102 125V124H101ZM109 125V124H108ZM129 125V124H128ZM131 125H132V123H131ZM169 125H171V124H169ZM176 125V124H175ZM219 125V124H218ZM1 126H0V128H1ZM6 126V125H5ZM11 126V125H10ZM9 126V127H10ZM12 126H14V125H12ZM27 126V125H26ZM36 126V125H35ZM38 126V125H37ZM45 127H46V125H44ZM82 126V125H81ZM80 126V127H81ZM112 126V125H111ZM112 126V127H113ZM130 126V125H129ZM18 127V126H17ZM16 127V128H17ZM20 127V126H19ZM22 127V126H21ZM40 127V126H39ZM66 127V126H65ZM98 127H100V126H98ZM103 127V126H102ZM101 127V128H102ZM173 127H175V126H173ZM222 127V126H221ZM5 128V127H4ZM23 128H24V126H23ZM27 128V127H26ZM25 128V129H26ZM29 128V127H28ZM44 128V127H43ZM50 128V127H49ZM71 128V127H70ZM88 128V127H87ZM100 128V129H101ZM134 128V127H133ZM166 128V127H165ZM3 129V128H2ZM7 129H9V128H7ZM12 128L10 127V130H11ZM15 129V128H14ZM22 129V128H21ZM31 129V128H30ZM41 129H42V126H41ZM40 129V130H41ZM67 129H69V128H67ZM76 129V128H75ZM104 129H105V127H104ZM114 129V128H113ZM4 130V129H3ZM6 130V129H5ZM20 130V129H19ZM37 130H39V129H37ZM43 130H45V128L43 129ZM49 129H47L46 131H48ZM52 131L54 130V129H51ZM57 130V129H56ZM59 130H61V128L59 129ZM63 130H65V128H63ZM80 130V129H79ZM83 130V129H82ZM115 130V129H114ZM150 130V129H149ZM6 131H8V130H6ZM13 131V130H12ZM27 131V130H26ZM42 131V130H41ZM65 131H67V130H65ZM64 131V132H65ZM69 131V130H68ZM73 132H74V130H72ZM90 131V130H89ZM92 131V130H91ZM108 131V130H107ZM110 131V130H109ZM119 130H118V132H120ZM135 131V130H134ZM208 131V130H207ZM0 132H1V130H0ZM14 132V131H13ZM32 132V131H31ZM38 132H40V131H38ZM43 132H45V131H43ZM50 132V131H49ZM56 132H58V131H56ZM63 131H61V133H62ZM70 132V131H69ZM69 132H67V133H65L66 135H68L69 134ZM96 132V131H95ZM104 132V131H103ZM123 132H122V136L121 137H123ZM131 132H133V131H131ZM174 132H175V130L174 129H172V127L171 128H167L166 130H161V131H158V134L156 133V135H148V133L146 134V135H144V136H142V137H139L138 135L136 136V134L133 136V135H131V137L130 136H128L127 137V140L130 142L131 140H129L128 138H131V139H133L134 137H135V139H136V137H138V139H136V140H134V141H131L130 143L129 142H127L126 141V139H124L127 143H128V145H127V148L126 149H120V148H118V149H120L121 150V153H118L119 155L120 154H122L123 155V157L122 158H124L125 156L124 155H126L127 156V152H128V155H129V153H132L131 154V158H128L129 160H131L132 161V163H133V161L134 162H137V163H139L140 162V160H138V158H143L142 157V155H146V154H152V156H154L153 154H159L158 152H160V151H162V150H164L165 151V149L166 148H170L169 147V145L170 144H172L173 142H172V140L174 139H169L170 137H172L173 136V134H174ZM181 132V131H180ZM186 132V131H185ZM211 132V131H210ZM213 132V131H212ZM1 133H3V132H1ZM9 133V132H8ZM16 133H17V130H16ZM20 133V132H19ZM23 133V132H22ZM35 133V132H34ZM46 133V132H45ZM53 134H54V132H52ZM60 133V132H59ZM71 133V132H70ZM106 133V132H105ZM113 133H115V132H113ZM117 133V132H116ZM135 133V132H134ZM134 133H132V134H134ZM139 133H140V131H139ZM138 133V134H139ZM205 133V132H204ZM209 133V132H208ZM4 134H6V133H4ZM11 134H13V133H11ZM36 134H37V132H36ZM47 134H48V132H47ZM49 134H51V132L49 133ZM49 134L48 135H46L47 137L49 136ZM63 134V133H62ZM76 134H78V133H76ZM90 134V133H89ZM98 134V133H97ZM104 134V133H103ZM145 134V133H144ZM194 134V133H193ZM206 134H207V132H206ZM1 135H3V134H1ZM7 135V134H6ZM34 135V134H33ZM38 135L40 136V133H38ZM52 135V134H51ZM55 135V134H54ZM78 135H80V134H78ZM78 135H76V136H78ZM92 135H93V133H92ZM99 135V134H98ZM97 135V136H98ZM116 135H118V134H116ZM175 135V134H174ZM189 135V134H188ZM202 135V134H201ZM215 135V134H214ZM218 135V134H217ZM30 136V135H29ZM37 136V135H36ZM38 136V137H39ZM43 136V135H42ZM45 136V135H44ZM57 136V135H56ZM73 136V135H72ZM113 136H115V134H113ZM125 136V135H124ZM141 136V135H140ZM208 136V135H207ZM210 136V135H209ZM3 138H4V136H2ZM6 137V136H5ZM10 138L11 137H13L12 135L11 136H9ZM34 137V136H33ZM41 137V136H40ZM73 137H75V136H73ZM99 137V136H98ZM112 137V136H111ZM118 138H119V135L117 136ZM197 137V136H196ZM1 138V137H0ZM50 138V137H49ZM56 138V137H55ZM80 138H83V136H80ZM79 138V139H80ZM105 138V137H104ZM180 138V137H179ZM7 139H8V136H7ZM13 139V138H12ZM47 139V138H46ZM51 139V138H50ZM59 139H61V138H59ZM111 139H115V140H117L115 137L114 138H111ZM200 139H201V137H200ZM1 140H2V138H1ZM3 140H6V139H3ZM11 140V139H10ZM30 140V139H29ZM48 140V139H47ZM46 140V141H47ZM57 140V139H56ZM63 140V139H62ZM66 140V139H65ZM82 140H84V139H82ZM81 140V141H82ZM86 140H88V139H86ZM7 141V143L6 144H8V140H6ZM12 141V140H11ZM14 141V140H13ZM13 141H12V144H13ZM22 141V140H21ZM54 141V140H53ZM103 141V140H102ZM119 141V140H118ZM118 141H115V142H118ZM120 141H122V139L120 140ZM195 141V140H194ZM2 143H3V141H1ZM25 142V141H24ZM40 142V141H39ZM57 142V141H56ZM64 142V141H63ZM68 142H69V145H73L74 144V146L76 145V142L77 141H73V140H68ZM68 142H66L67 143V145H68ZM91 142V141H90ZM112 142H114V140L112 141ZM111 142V143H112ZM125 142V143H126ZM176 142V141H175ZM5 143V142H4ZM3 143V144H4ZM41 143H42V141H41ZM52 143V142H51ZM65 143V144H66ZM71 143V144H70ZM81 143V142H80ZM79 143V144H80ZM87 143V142H86ZM104 143V142H103ZM102 143V144H103ZM122 143H124L123 141H122ZM124 143V144H125ZM126 143V144H127ZM204 143V142H203ZM215 143V142H214ZM1 144V143H0ZM11 144V145H12ZM15 144V143H14ZM19 144H21V142L20 143H18L17 144V146L19 145ZM23 144V143H22ZM33 145H34V143H32ZM31 144V145H32ZM63 144V143H62ZM65 144H63L64 146L62 147V145L60 146H55L54 144H53V147H51V148H47L48 146V144H44L46 147L45 148H43V147H40V146H32L33 148H26V149H29V153L27 152H24V150H23V153H24V156H23V160H29L31 163H32V165H30V166H33V165H35L36 167H38V168H44V167H48V170H49V167H51L52 165H55V163H60L61 165H68V164H71V162H73V161H76L77 162V160H81V159H84L82 156L84 155H82V152H79V151H76V150H74L73 148H71L69 145H68V147H65ZM89 144H92V143H89ZM98 144V143H97ZM114 145H115V143H113ZM112 144V145H113ZM5 145V144H4ZM40 145V144H39ZM51 145V144H50ZM82 145H83V143H82ZM81 144H80V146H82ZM117 145L119 146V144L117 143ZM193 145V144H192ZM0 146H2V145H0ZM7 146V148L10 146H8V145H6ZM5 146V147H6ZM23 146H25V144L23 145ZM22 145H21V147H23ZM26 146H30L29 144H26ZM90 146V145H89ZM99 146V145H98ZM101 146V145H100ZM124 146V145H123ZM171 146V145H170ZM173 146V145H172ZM213 146V145H212ZM3 147V146H2ZM1 147V148H2ZM15 147V146H14ZM31 147V146H30ZM70 147V148H69ZM76 147V146H75ZM83 147V146H82ZM81 147V148H82ZM84 147H85V145H84ZM115 147H117V146H115ZM11 148H12V146H11ZM19 148H20V146H19ZM24 148V147H23ZM22 148V149H23ZM87 148V147H86ZM101 148V147H100ZM104 148H107V147H104ZM114 148V147H113ZM46 149V150H45ZM78 149H79V145H78ZM91 149V148H90ZM109 149V148H108ZM175 149V148H174ZM173 149V150H174ZM2 150H4L3 148H2ZM12 150V149H11ZM19 149H18V147H17V149H16V155H17V153L18 152H20V150L18 151ZM45 150V151H44ZM91 150H94V148L93 149H91ZM115 150H117V149H115ZM167 150V149H166ZM9 151V150H8ZM22 151V150H21ZM87 151V150H86ZM88 151H89V149H88ZM96 151V150H95ZM101 151V150H100ZM169 151V150H168ZM181 151V150H180ZM4 152V154L7 152V150L6 151H3ZM3 152H2V154H3ZM12 152H14V150L13 151H10V154L12 153ZM98 152V151H97ZM103 152V151H102ZM102 152H101V154H102ZM104 152H105V150H104ZM106 152H109V150L108 151H106ZM112 151H110V153H111ZM163 152V151H162ZM173 152H175V151H173ZM0 153H1V151H0ZM7 153H9V152H7ZM15 153V152H14ZM26 153V154H25ZM90 153V152H89ZM114 153V152H113ZM117 153H115V154H117ZM164 153V152H163ZM168 153H170V152H168ZM2 154H0V155H2ZM4 154L2 155V156H4ZM161 154V153H160ZM171 154V153H170ZM7 155V154H6ZM9 155V154H8ZM16 155H12V156H16ZM19 155V154H18ZM23 155V154H22ZM21 155V156H22ZM103 155H105V154H103ZM150 155H147L148 157L150 156ZM169 155V154H168ZM207 155V154H206ZM20 156V157H21ZM86 156H88L89 157V155H86ZM100 156V155H99ZM111 156V155H110ZM121 156V155H120ZM130 156V155H129ZM1 157V156H0ZM17 157V156H16ZM16 157H14V159L13 160H15V158ZM115 157V156H114ZM145 157V156H144ZM8 159V158H10V157H5L4 159ZM107 158V157H106ZM109 158V157H108ZM116 158H117V155H116ZM127 158V157H126ZM125 158V159H126ZM147 158V157H146ZM154 158V157H153ZM156 158V157H155ZM211 158V157H210ZM2 159V158H1ZM18 159H19V157H18ZM21 158H20V160H22ZM86 159V158H85ZM110 159V158H109ZM119 159V158H118ZM120 159H121V157H120ZM119 159V161L117 160V163H116V165H120V164H123V163H125V161H127V160H123V159H121L120 160ZM150 159V158H149ZM167 159V161L169 160V161H171L172 159L171 158H166ZM186 159V158H185ZM201 159V158H200ZM218 159V158H217ZM10 160H12L11 158H10ZM10 160H7V161H9L10 162ZM17 160V159H16ZM15 160V161H16ZM96 160V159H95ZM94 160V161H95ZM116 160V159H115ZM143 160V159H142ZM142 160H141V162H142ZM146 159H144V161H145ZM151 160V159H150ZM153 160V159H152ZM160 160V159H159ZM158 160V161H159ZM207 160H208V158H207ZM214 160V159H213ZM1 161V160H0ZM29 161H28V163H29ZM83 163H84V161L83 160H81ZM80 161V162H81ZM97 161V160H96ZM110 161V160H109ZM112 161H114V160H112ZM106 162V160L104 159L103 161H97L96 163H98L97 165H94V166H97V168L98 169H100V171H104L103 173H104V175H102V176H100L99 177V175L98 176H96L97 178L99 177L100 179H97L95 176V178L94 177H85V179L82 177V178H79L78 180H77V182H78V184L76 185V183L75 182H73V183H70V182H68V183H70V184H73L74 185V187H84L86 190L87 189H89V193H87L86 195H84L83 197L84 198H86V197H90V195H95L96 194V198L98 199V200H100V201H102V202H107V204L109 203L110 204V206L109 207H105V208H101V209H99V208H97V209H93L92 211H91V209L89 208V210L91 211V216H89V218L88 217H86V218H84L85 216L84 215H82V216H84V217H75V216H73V215H78L79 213H77V214H73V215H69L70 217H71V220H70V222L69 223H66L65 221H63V222H65V223H62V220H64V218H62L61 217V219L62 220H60V222L58 221V219H57V214L56 215H54V214H51V213H49V211H46V212H43V213H45L46 215H44V216H42L41 215V213H37V218L36 219H38V221L35 219V221L33 222V223H35L34 225L35 226H31L32 227V230L30 229V231H29V234H31L32 233V236H33V238H35V239H33V240H36V241H38L37 243L39 244V247H38V245H36V247H38V248H41V249H39L40 251L38 252V253H40L39 254V258L41 259V262H38V259H36L37 260V262L38 263H33V259L32 260H30L29 258L31 257V256H33V255H31V253H29V255H31L30 257H29V255L27 256V254H26V256L27 257H25V255H23V258L25 257V258H28L29 259V261L31 262L32 261V263H30L29 261H27V260H25V259H20V260H18L17 258V260H15V259H10V258H0V264H43V263H47V261H48V263H50V264H224V262H221V258H222V260H223V258L225 257H223L222 256V254L226 251V250H230V251H234V253L236 254V256H237V258L236 259H230L232 256H229V255H227V253H226V255H227V257L229 258V260H228V258L226 259V260H228V261H233L232 262V264L234 263V261H236V264H252V263H254V262H256L255 261V259L257 258V256L259 255V257H261L260 255H262V254H260V250H263L262 248L264 247V226H262V227H259L258 225V227H257V229H256V232L255 231H251L250 229L249 230H247L246 228H245V226L243 227V226H240V225H238L237 223H235V221H234V223L235 224H237V225H235V226H232V222H230L231 223V225H229L230 227H227V224H226V222L224 223V221H222L223 219L225 220V217H227V214H226V212L225 211H223V210H220V208H219V210L218 209H213V208H210V207H208V206H202V205H197V206H194V207H184V206H182L180 203H178L177 201H179L178 199L180 198V196H179V198H178V196H177V198L178 199H175L174 197H168V196H166L165 195V193L166 192H168V186L170 185V183H171V181L173 182V180L175 179V182H179L182 186H190V187H192L191 185H193V184H195V182L196 181H199L200 182V180H198V179H200L201 177H208V179L207 180H204V179H202V182H205V184L207 185L208 183H210V180H209V178H212L215 174H216V176H221V175H217L218 173L220 174L222 171H223V168L221 167V165H212V164H210V162L209 163H207V162H204V163H202V164H195V166L194 165H190L189 164V168L187 169L186 168V170H182V169H178L177 167L175 168L174 167V165L171 163V162H165L163 165L162 164H159V163H157V162H148V163H146L145 164V167L146 168H143V170H145V171H143L142 173H139L138 171H132V170H130V169H128V168H126V167H124L123 166V168L122 169H120V168H117V166H114V162ZM154 161V160H153ZM181 161H183V160H181ZM186 161V160H185ZM187 161H188V159H187ZM204 161V160H203ZM220 161V160H219ZM223 161V160H222ZM5 161H3V162H1V163H4ZM17 162H18V160H17ZM21 162H27V161H21ZM21 162H19L20 164H21ZM86 162V161H85ZM88 162V161H87ZM86 162V163H87ZM116 162V161H115ZM130 162V161H129ZM161 162V161H160ZM224 162V161H223ZM92 163H94V162H92ZM131 163V162H130ZM129 163V165L128 166H132V164H130ZM187 163H189V162H187ZM214 163V162H213ZM217 163V162H216ZM5 164V163H4ZM4 164L2 165V167L4 166ZM8 164V163H7ZM16 164V163H15ZM14 164V165H15ZM27 164V163H26ZM30 164V163H29ZM81 164V163H80ZM79 164V165H80ZM90 164V163H89ZM215 164V163H214ZM1 165V164H0ZM8 165H10V164H8ZM12 165V164H11ZM17 165V164H16ZM15 165V166H16ZM75 165V164H74ZM81 165H83V164H81ZM91 165V164H90ZM126 165V164H125ZM187 165V164H186ZM19 166H22V165H19ZM19 166H17V168L19 167ZM23 166H25V164L23 165ZM29 166V167H30ZM77 166V165H76ZM84 166V165H83ZM138 166V165H137ZM136 166V167H137ZM7 167V169H8V166H6ZM6 167L4 166V168L6 169ZM26 167V166H25ZM29 167H27V168H29ZM35 167V168H36ZM69 167H71L70 165H69ZM91 167V166H90ZM3 168V169H4ZM10 168V167H9ZM15 168V167H14ZM26 168V169H27ZM55 168V167H54ZM57 168V167H56ZM54 169V170H57L58 171V169ZM87 168V167H86ZM134 168V167H133ZM226 168V167H225ZM0 169H2V168H0ZM11 169H13L12 167H11ZM10 169V170H11ZM19 169H21L20 167H19ZM23 169H24V167H23ZM33 169H34V167H33ZM51 169V168H50ZM138 169H140V168H136V170H138ZM31 170H32V168H31ZM34 170H37L38 171V169H34ZM46 170V169H45ZM47 170V171H48ZM92 170H94V167H93V169ZM142 170V169H141ZM1 171V170H0ZM8 171V173H11V171H9V169L7 170ZM33 171V170H32ZM37 171H34V172H37ZM59 171H60V169H59ZM72 171V170H71ZM71 171H69V172H71ZM74 171V170H73ZM87 171V170H86ZM99 171V170H98ZM99 171V173H101ZM227 171V170H226ZM2 172H4V171H2ZM1 172V173H2ZM12 172H14V171H12ZM45 172V171H44ZM49 172H52V170H50ZM48 172V173H49ZM63 172V171H62ZM77 172V171H76ZM78 172L79 173H81V172H84V170H78ZM77 172V173H78ZM87 172H90V171H87ZM93 172V171H92ZM124 172H128L127 173V175H124ZM141 172V171H140ZM5 173V172H4ZM41 173V172H40ZM47 173V174H48ZM54 173V172H53ZM95 172H93V173H91V174H94ZM226 173V172H225ZM241 173V172H240ZM50 174V173H49ZM55 174V173H54ZM59 174V173H58ZM58 174H56V175H58ZM65 174V173H64ZM71 174V173H70ZM89 174V173H88ZM1 175H3V174H1ZM19 175V174H18ZM33 175V174H32ZM40 175V174H39ZM45 176H46V174H44ZM44 175H43V177H44ZM11 176H12V174H11ZM17 176V175H16ZM34 176V175H33ZM52 176V175H51ZM51 176H49V178L51 177ZM65 176H68V174H65ZM74 176V175H73ZM86 176H88L87 174H86ZM89 176H92V175H89ZM215 176V177H216ZM224 176V175H223ZM226 176V175H225ZM1 177V176H0ZM3 177V176H2ZM8 177V176H7ZM57 177V176H56ZM56 177H54V178H56ZM60 177V176H59ZM76 177V176H75ZM80 177H81V175H80ZM9 178V177H8ZM12 178V177H11ZM10 178V179H11ZM14 178V177H13ZM21 178H22V176H21ZM34 178V177H33ZM46 178H47V176H46ZM63 178H65L64 176H63ZM72 178H74V177H72ZM78 178V177H77ZM77 178H75V179H77ZM173 179V180H171L170 182H169V179ZM2 179V178H1ZM1 179H0V181H1ZM4 179V178H3ZM23 179V178H22ZM29 179V178H28ZM48 179V178H47ZM51 180H47L46 181V179H45V181L43 182L44 184H47V186L48 187H50L51 188V184H53L52 183V180H53V178H50ZM215 179H217V178H215ZM8 180V179H7ZM13 180V179H12ZM40 180H41V178H40ZM59 180V179H58ZM57 180V181H58ZM67 180V179H66ZM177 180V181H176ZM209 180V181H208ZM213 180V179H212ZM224 180V179H223ZM23 181V180H22ZM21 181V182H22ZM42 181H43V179L40 181V183H42ZM54 182L56 181V180H53ZM56 181V182H57ZM70 181V180H69ZM72 181H74V179L72 180ZM76 181V180H75ZM208 181V182H207ZM214 181V180H213ZM216 181V180H215ZM214 181V182H215ZM19 182V181H18ZM46 182V183H45ZM55 182V183H56ZM62 182H64V181H61V183ZM177 182V183H178ZM17 183V182H16ZM58 183V182H57ZM65 183V182H64ZM75 183V184H74ZM176 183V184H177ZM178 183V184H179ZM3 184V183H2ZM5 184V183H4ZM18 184H20V182L18 183ZM67 184V183H66ZM171 184H174V183H171ZM200 184V183H199ZM198 184V185H199ZM230 184V183H229ZM7 186H8V184H6ZM11 185V184H10ZM9 185V186H10ZM37 185V184H36ZM57 185V184H56ZM61 185V184H60ZM68 185V184H67ZM73 185H71V186H73ZM76 185V186H75ZM197 185V184H196ZM5 186V185H4ZM13 186V185H12ZM12 186H11V189H12ZM18 186V185H17ZM21 186V185H20ZM66 186V185H65ZM194 186V185H193ZM208 186H210V185H208ZM213 186V185H212ZM212 186H210V187H212ZM216 186H217V183H216ZM1 187V186H0ZM19 187V186H18ZM43 187V186H42ZM53 188H55L54 186H52ZM69 187V186H68ZM172 187V186H171ZM189 187V188H190ZM199 188H200V186H198ZM5 188V187H4ZM4 188H3V190L2 191H0V192H3L4 191ZM16 188V187H15ZM31 188V187H30ZM29 188V189H30ZM35 188V187H34ZM33 188V191L35 190ZM56 188H57V186H56ZM84 188H83V190H84ZM196 188V187H195ZM194 188V189H195ZM207 188V187H206ZM215 188V187H214ZM223 188V187H222ZM6 189H7V191H9V192H11L10 191V188H7L6 187ZM9 189V190H8ZM14 189V188H13ZM12 189V190H13ZM19 189V188H18ZM28 189V190H29ZM49 189V188H48ZM52 189V188H51ZM59 189V188H58ZM58 189H55V192H56V190H58ZM73 189V188H72ZM81 189V188H80ZM79 189V190H80ZM177 189H178V187H177ZM186 189V188H185ZM194 189H193V191H194ZM208 189V188H207ZM211 189V188H210ZM216 189V188H215ZM214 189V190H215ZM15 190H17V189H15ZM15 190H14V194H15ZM20 190H21V188H20ZM26 190V189H25ZM24 190V191H25ZM32 190V189H31ZM37 190V192L39 191V189H36ZM69 190V189H68ZM190 190V189H189ZM198 190V189H197ZM203 190H205V189H203ZM220 190V189H219ZM7 191H5V193L7 192ZM21 191H23V190H21ZM20 191V192H21ZM30 191V190H29ZM28 191V192H29ZM41 191V190H40ZM45 191H47V190H45ZM48 191H50V190H48ZM47 191V193H44V195H48L49 194V192ZM60 191V190H59ZM59 191H57L58 192V195H59ZM61 191H62V189H61ZM176 191V190H175ZM199 191V190H198ZM209 191V190H208ZM211 191V190H210ZM18 193H19V190L17 191ZM32 192V191H31ZM51 192V191H50ZM67 192V191H66ZM84 192H85V190H84ZM204 192H206V191H204ZM218 192V191H217ZM223 192H225V191H222V194H223ZM22 193V192H21ZM43 192H41V194H42ZM54 193V192H53ZM83 193V192H82ZM184 193H186V192H184ZM198 193V192H197ZM213 193V192H212ZM242 193V192H241ZM8 194H10V195H12L11 193H8ZM17 194V193H16ZM52 194V193H51ZM54 194H56V193H54ZM168 194V193H167ZM206 194V193H205ZM10 195H6V196H10ZM17 195H20V193L19 194H17ZM23 195H24V192H23ZM29 195V194H28ZM34 195H36V194H34ZM39 195V194H38ZM43 195V194H42ZM57 195V196H58ZM110 195H112V197L110 196ZM113 195L115 196L116 195V197H121L122 199H118V200H125V203H124V205H122V206H124V208L123 209H125V210H127L128 211V215H127V217H125V216H123V215H121L118 211H117V209H116V207L117 206H119L120 205V202L118 203V200L115 198V197H113ZM171 195V194H170ZM173 195V194H172ZM196 195V194H195ZM198 195V194H197ZM207 195H208V193H207ZM221 195V194H220ZM219 195V196H220ZM247 195V194H246ZM0 196H1V194H0ZM6 196H5V198H6ZM13 196V195H12ZM12 196H10V198H12ZM16 195H14V197H15ZM21 196H22V194H21ZM32 196H33V194H32ZM37 196V195H36ZM41 196V195H40ZM50 196V195H49ZM52 196V195H51ZM60 196V195H59ZM175 196H176V194H175ZM184 196V195H183ZM182 196V197H183ZM190 196V195H189ZM206 196V195H205ZM212 196V195H211ZM251 196V195H250ZM1 197H3V196H1ZM7 197V198H8ZM23 197H25V196H23ZM29 197H30V195H29ZM35 197V196H34ZM39 197V196H38ZM44 197V196H43ZM182 197H181V201H183L182 200ZM216 197V196H215ZM264 197V196H263ZM5 198H3L4 200H5ZM28 198V197H27ZM32 198V197H31ZM41 198V197H40ZM49 198V197H48ZM57 198V197H56ZM63 198V197H62ZM158 198L161 200V199H163L164 200V202L166 203L165 204V206L164 207H157V209H155V210H152L151 211V209H148V208H146V207H148V205H150V202H152V199L154 200V199H156V200H158ZM202 198H204V197H202ZM210 198V197H209ZM220 198V197H219ZM240 198V197H239ZM3 199H2V201H1V203L2 202H4L5 203V205L6 204H10L11 203V206H9V207H12V202H10V203H7V200L9 199H7L6 200V202L5 201H3ZM13 199H16V198H13ZM23 200H24V198H22ZM33 199V198H32ZM45 199V198H44ZM59 199V198H58ZM64 199V198H63ZM67 199V198H66ZM83 199V198H82ZM81 199V200H82ZM116 199V200H115ZM189 198H187V200H188ZM222 199V198H221ZM20 200V199H19ZM50 200H51V198H50ZM50 200L49 201H47L48 203H46V206H49L50 204L49 203H52V202H54V200L52 201V202H50ZM56 200V199H55ZM78 200V199H77ZM151 200V201H150ZM187 200H186V202H187ZM212 200H213V198H212ZM236 200V199H235ZM10 201V200H9ZM13 201V200H12ZM31 201V200H30ZM34 203H35V201L34 200H32ZM32 201H31V203H32ZM42 201H44V203H45V200H42ZM68 201V200H67ZM78 201H80V200H78ZM83 201V200H82ZM95 201V200H94ZM190 201H193V200H190ZM205 201H207V200H205ZM25 202V201H24ZM23 202V203H24ZM27 202H29V201H27ZM70 202V201H69ZM73 202V201H72ZM74 202H76L75 200H74ZM84 202V201H83ZM124 202V201H123ZM160 202V201H159ZM163 202V201H162ZM196 202V201H195ZM224 202V201H223ZM26 203V202H25ZM57 203H60V202H57ZM96 203V202H95ZM182 203V202H181ZM184 203H185V201H184ZM188 203V202H187ZM186 203V204H187ZM192 203V202H191ZM194 203V202H193ZM207 203V202H206ZM250 203V202H249ZM255 203V202H254ZM14 204V203H13ZM22 204V203H21ZM33 204V203H32ZM31 204V205H32ZM42 204H43V202H42ZM63 204V203H62ZM99 204H101V203H99ZM106 204V205H107ZM108 204V205H109ZM152 204V203H151ZM155 204V203H154ZM195 204V203H194ZM202 204V203H201ZM211 204V203H210ZM210 204H209V206H210ZM1 205H3V204H1ZM53 206H57V204L55 205V204H52ZM59 205V204H58ZM97 205V204H96ZM103 205V204H102ZM160 205V204H159ZM190 205V204H189ZM192 205V204H191ZM190 205V206H191ZM213 204H211V206H212ZM27 206H30V205H27ZM42 206V205H41ZM44 206H45V204H44ZM46 206H45V208H46ZM99 206V205H98ZM104 206H105V204H104ZM122 206H120V207H122ZM193 206V205H192ZM221 206V205H220ZM227 206V205H226ZM2 207V206H1ZM0 207V208H1ZM4 207V206H3ZM5 207H7V206H5ZM8 207V208H9ZM50 207H51V205H50ZM76 207V206H75ZM225 207V206H224ZM40 208V207H39ZM43 208V207H42ZM83 208H84V206H83ZM87 208V207H86ZM88 208L86 209V210H88ZM96 208V207H95ZM227 208V207H226ZM4 209V208H3ZM2 209V210H3ZM41 209V208H40ZM39 209V210H40ZM47 209V208H46ZM49 210H50V208H48ZM51 209H53V208H51ZM55 209V208H54ZM58 209V208H57ZM56 209V210H57ZM62 209V208H61ZM60 209V210H61ZM68 209V208H67ZM1 210V211H2ZM34 210H38V209H34ZM33 210V211H34ZM64 210V209H63ZM122 210V208L120 209V211ZM59 211V210H58ZM57 211V212H58ZM62 211V210H61ZM76 211H78V210H76ZM126 211V212H127ZM250 211V210H249ZM68 212V211H67ZM125 212V211H124ZM1 213V212H0ZM7 213V212H6ZM5 213V214H6ZM9 213V212H8ZM7 213V214H8ZM69 213V212H68ZM72 213V212H71ZM75 213V212H74ZM4 214V213H3ZM11 214V213H10ZM32 214H34V213H32ZM60 214V213H59ZM29 215V214H28ZM31 215V214H30ZM36 214H34V215H32V216H35ZM60 215H62V214H60ZM67 215V214H66ZM65 215V216H66ZM130 215V216H129ZM12 216H14V215H12ZM17 216H18V214H17ZM22 216V215H21ZM20 216V217H21ZM64 216V217H65ZM129 216V217H128ZM10 217V216H9ZM6 218V217H5ZM14 218V217H13ZM12 218V219H13ZM22 218H23V216H22ZM33 218V217H32ZM58 218H60V217H58ZM69 218V217H68ZM215 218H217V219H219V220H221L222 222L221 223H215V224H213L214 223V219ZM8 219V218H7ZM25 219H27L26 217H25ZM212 219H213V223L211 222L212 221ZM5 220V219H4ZM14 220H16V221H19V223H22V224H24V222H25V220H24V218L23 219H20L19 217H17L16 218V216H15V218H14ZM13 220V223L15 222ZM32 219H30V221H31ZM65 220L68 222V220H67V218H65ZM218 220V221H219ZM229 220V219H228ZM232 220V219H231ZM8 221V220H7ZM28 221V220H27ZM226 221H227V218H226ZM262 221V220H261ZM10 222V221H9ZM8 222V223H9ZM12 222V221H11ZM11 222H10V224H11ZM216 222H217V220H216ZM1 223V222H0ZM8 223L6 224V225H8ZM16 223V222H15ZM229 223V224H230ZM238 223H239V220H238ZM241 223V222H240ZM21 224V225H22ZM26 224H28V222L26 223ZM30 224V223H29ZM28 224V225H29ZM31 224H32V221H31ZM3 225H4V223H3ZM3 225L1 226V227H3ZM16 226H18V224L16 223L15 224ZM15 225H13V226H15ZM20 225V224H19ZM251 225V224H250ZM9 227H10V225H8ZM7 226V227H8ZM27 226V225H26ZM29 226V227H30ZM5 227V226H4ZM3 227V228H4ZM7 227H5L6 229H7ZM11 227H12V224H11ZM20 227V226H19ZM22 227H24V225L22 226ZM28 227V226H27ZM27 227H26V229H27ZM28 227V228H29ZM254 227V226H253ZM2 228V229H3ZM21 228V227H20ZM19 228V229H20ZM256 228V227H255ZM25 229V230H26ZM13 230H14V228H13ZM17 231H19L18 229H16ZM22 230H23V228H22ZM10 232V231H9ZM11 232H12V230H11ZM20 232H21V229H20ZM25 232V231H24ZM21 233H23V232H21ZM28 232H26V234H27ZM1 234V233H0ZM25 234V233H24ZM25 234V235H26ZM3 235V234H2ZM19 235H21V234H19ZM1 236V235H0ZM9 236V235H8ZM30 236V235H29ZM31 236V237H32ZM101 236H103V238H106L107 240L110 238V240L112 239H114L113 241H115V238H117V237H123V238H128L129 239V241L128 242H126V243H124V244H122L119 248H116V247H111V248H106V249H108V251H106L105 252V250L103 251V250H101V244L99 245L98 244V242H100V241H98V240H106V239H100L99 237H101ZM227 236H229L230 238H231V236L232 237H235V238H237V239H235V241H231L233 238H229L230 239V241H228L227 239ZM11 237V236H10ZM13 237V236H12ZM226 237V238H225ZM3 238V237H2ZM24 238H26V236L24 237ZM24 238H21V236H20V238L18 239V240H20V242L21 243H23V241L24 242H26V243H29V241L27 240V238L26 239H24ZM102 238V237H101ZM12 239V238H11ZM13 239H15V238H13ZM12 239V240H13ZM118 239V238H117ZM1 240V239H0ZM6 240V239H5ZM106 240V241H107ZM121 240V239H120ZM9 241V240H8ZM28 241V242H27ZM98 241V242H97ZM111 242V241H110ZM4 243V242H3ZM9 243H11V241L9 242ZM17 243V242H16ZM20 243V244H21ZM101 243V242H100ZM103 243V242H102ZM105 243V242H104ZM116 243H117V241H116ZM19 244V245H20ZM111 244H113V243H111ZM12 245H13V243H12ZM16 245V244H15ZM19 245H17V246H19ZM117 245V244H116ZM10 246H11V244H10ZM22 246V245H21ZM100 246V247H99ZM118 246V245H117ZM16 247V246H15ZM15 247L14 246H12V248H14L15 249ZM11 248V249H12ZM99 248V249H98ZM19 247H17L15 250H17V251H19ZM27 249V248H26ZM25 249V250H26ZM32 249V248H31ZM246 249V250H245ZM243 250V251H242ZM248 250V251H247ZM1 251V250H0ZM3 251V250H2ZM1 251V252H2ZM22 251H24L23 249H22ZM21 251V252H22ZM264 251V250H263ZM14 254H15V252L14 251H12ZM20 252V253H21ZM25 253H26V251H24ZM23 252V253H24ZM32 252V251H31ZM36 252V251H35ZM35 252H32V253H35ZM227 252V251H226ZM240 252L242 253V254H240ZM243 252H249V253H251L253 256L252 257H250L251 258V260H250V258H249V256H251L250 254H249V256L248 255H243L244 253ZM20 253H17L18 255L20 254ZM22 253V254H23ZM28 253V252H27ZM229 254H231L230 252H228ZM263 253V252H262ZM11 255L9 256V257H11L13 254L12 253H10ZM225 254V253H224ZM233 254V253H232ZM16 255V254H15ZM18 255H17V257H18ZM36 255V254H35ZM263 255H264V253H263ZM1 256V255H0ZM235 256V255H234ZM244 256V257H243ZM13 257H14V255H13ZM35 257V256H34ZM38 257V256H37ZM254 257V258H253ZM263 257V256H262ZM15 258V257H14ZM36 258V257H35ZM259 260H260V258H258ZM250 260V261H249ZM263 260H264V258H263ZM262 260V261H263ZM225 261V260H224ZM227 261V262H228ZM261 261V260H260ZM36 262V261H35ZM231 262H229V263H227V264H231ZM45 263V264H46ZM226 263V262H225ZM258 263V262H257ZM255 264V263H254Z\"/></svg>",
    "mask_w": 264,
    "mask_h": 264
}]
</instances>
